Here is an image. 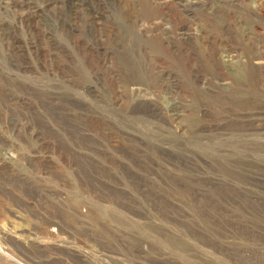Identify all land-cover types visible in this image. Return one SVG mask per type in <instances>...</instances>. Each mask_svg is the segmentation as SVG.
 Here are the masks:
<instances>
[{
  "label": "rangeland",
  "instance_id": "374dc122",
  "mask_svg": "<svg viewBox=\"0 0 264 264\" xmlns=\"http://www.w3.org/2000/svg\"><path fill=\"white\" fill-rule=\"evenodd\" d=\"M0 264H264V0H0Z\"/></svg>",
  "mask_w": 264,
  "mask_h": 264
}]
</instances>
